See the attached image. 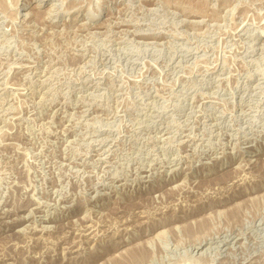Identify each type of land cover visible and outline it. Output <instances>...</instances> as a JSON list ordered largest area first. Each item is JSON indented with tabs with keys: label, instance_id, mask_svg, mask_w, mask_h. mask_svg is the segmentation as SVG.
I'll return each mask as SVG.
<instances>
[{
	"label": "rangeland",
	"instance_id": "1",
	"mask_svg": "<svg viewBox=\"0 0 264 264\" xmlns=\"http://www.w3.org/2000/svg\"><path fill=\"white\" fill-rule=\"evenodd\" d=\"M0 264H264V0H0Z\"/></svg>",
	"mask_w": 264,
	"mask_h": 264
},
{
	"label": "bare ground",
	"instance_id": "2",
	"mask_svg": "<svg viewBox=\"0 0 264 264\" xmlns=\"http://www.w3.org/2000/svg\"><path fill=\"white\" fill-rule=\"evenodd\" d=\"M26 7H29L28 5L26 6ZM28 8H26V9H23V10H21V12H23V11H25V10H27ZM28 11V10H27ZM89 165V164H88ZM223 168V167H222ZM58 204V203H57ZM93 227V226H92Z\"/></svg>",
	"mask_w": 264,
	"mask_h": 264
}]
</instances>
